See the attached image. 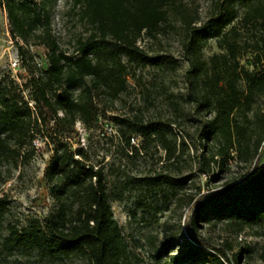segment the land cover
<instances>
[{"label":"trees","instance_id":"1","mask_svg":"<svg viewBox=\"0 0 264 264\" xmlns=\"http://www.w3.org/2000/svg\"><path fill=\"white\" fill-rule=\"evenodd\" d=\"M1 4L9 13L15 39L29 43L40 31L38 38L45 39L50 48L42 75L30 81L36 112L41 105L55 114L62 112L64 116L58 121L71 127L77 121L86 125L96 121L101 106L105 113L114 112L128 91L131 71H163L172 66L169 55H154L139 45L143 36L152 41H161L170 33L182 37L195 100L214 113L205 136L225 141L217 153L205 158L208 169L202 172L209 173L211 164L219 163L220 157L228 161L232 150L245 163L256 157L258 161L243 181L197 200L187 222L189 240L181 256L169 257L162 264H239L240 255L233 253L229 241L213 244L201 237L198 228L200 223H224L241 234L264 220V153L260 155L264 115L257 135L255 129L250 133L251 121L246 114L264 98V65L251 71L241 66L239 59L243 29L258 25L264 30V0H207L205 11L199 0H75L92 32L79 41L73 54L62 51L51 39L52 12L45 0H0ZM211 40L225 53L208 62L204 50ZM20 52L26 54L23 46ZM30 72L35 75V67ZM241 110L247 125L235 119ZM33 117L32 108L22 105L0 83V152L7 151L12 142L22 147L27 144ZM113 120L128 143L140 135L145 142L161 144L169 160L176 158L177 145L168 139L164 122L120 116ZM46 177L53 184L59 207L43 222L34 219L23 229L9 227L4 236L9 204L0 201L3 252H21L51 262L75 257L88 264H131L103 169L88 165L82 157L69 158L62 153L55 156ZM140 182L159 190L168 203L178 200L187 183L171 175L149 176Z\"/></svg>","mask_w":264,"mask_h":264},{"label":"rangeland","instance_id":"2","mask_svg":"<svg viewBox=\"0 0 264 264\" xmlns=\"http://www.w3.org/2000/svg\"><path fill=\"white\" fill-rule=\"evenodd\" d=\"M45 1L52 12L51 39L62 51L75 53L79 41L92 32L82 18V9L75 7V0ZM199 2L205 11L207 0ZM242 33L241 66L253 71L264 65V30L251 25ZM41 35L37 32L29 43L15 39L9 13L5 5H0V83L34 113L27 144L22 147L19 142H12L7 151L0 152V201L6 200L9 204L3 235H8L9 227L23 229L31 220L43 222L56 212L59 203L46 172L55 156L64 153L69 158L71 155L82 157L88 165L103 169L114 217L128 244L131 264H162L169 257L181 256L189 240L187 222L197 200L208 192L243 181L258 161L256 157L245 163L232 150L228 161L220 157L219 163L211 164L209 173L202 172L208 169L205 158L217 153L225 141L222 138L208 140L205 136L214 113L195 100L182 37L170 33L161 41H152L143 36L139 45L154 55H169L172 66L163 71L154 68L131 71L128 91L121 96L114 112L105 113V107L101 106L102 112L96 121L90 125L77 121L71 127L58 121L64 116L62 112L55 114L44 105L37 107V112L35 109L30 81L42 75L50 53L46 40L38 38ZM21 46L25 55L20 52ZM224 53L217 41L211 40L204 50V59L209 62ZM17 60L18 67L14 69L13 63ZM32 66L35 75L30 72ZM244 113L238 111L235 119L247 125ZM246 114L251 121L250 133L255 129L259 135L264 98H259L253 111ZM115 116L164 122L168 139L177 145L176 158L169 160L161 144L145 142L140 135L134 136L136 144L128 143L113 120ZM263 153L262 144L260 155ZM159 175L187 181L178 200L168 203L159 190L141 185V179ZM198 229L201 237L213 244L229 241L233 253L240 255L239 264H264V220L241 234L224 223H200ZM2 240L0 236V264H88L75 257L51 262L30 258L21 252L10 255L3 252Z\"/></svg>","mask_w":264,"mask_h":264},{"label":"built area","instance_id":"3","mask_svg":"<svg viewBox=\"0 0 264 264\" xmlns=\"http://www.w3.org/2000/svg\"><path fill=\"white\" fill-rule=\"evenodd\" d=\"M18 63H19L18 60H17V61H14V63H13V68H14V69H15L16 67H18ZM131 141H132L133 144H136V142H137V138H136V137H132ZM263 146H264V143H263Z\"/></svg>","mask_w":264,"mask_h":264}]
</instances>
